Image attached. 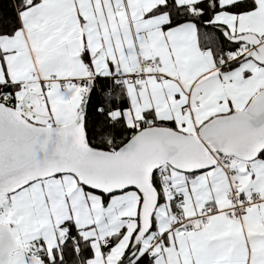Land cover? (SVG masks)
I'll use <instances>...</instances> for the list:
<instances>
[{
    "label": "snow or ice",
    "instance_id": "6c2138e0",
    "mask_svg": "<svg viewBox=\"0 0 264 264\" xmlns=\"http://www.w3.org/2000/svg\"><path fill=\"white\" fill-rule=\"evenodd\" d=\"M0 264H264V0H0Z\"/></svg>",
    "mask_w": 264,
    "mask_h": 264
}]
</instances>
